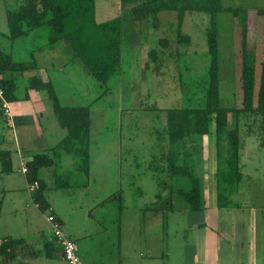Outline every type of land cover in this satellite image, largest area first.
I'll return each instance as SVG.
<instances>
[{"label":"rangeland","instance_id":"obj_1","mask_svg":"<svg viewBox=\"0 0 264 264\" xmlns=\"http://www.w3.org/2000/svg\"><path fill=\"white\" fill-rule=\"evenodd\" d=\"M13 1L0 0V50L11 54L15 62L30 64L33 59L39 62L42 56L47 57L45 61L51 57L58 69L62 66L61 62H64V71L48 70L64 105H88L99 97L98 103L90 110V178L82 175L77 161L63 152L57 158L55 154L51 155L56 160V167L44 170L42 175L49 187L55 181L49 174L55 170L63 177H68L70 184H73V187L61 190L48 188L44 194L61 217L63 230L75 242L83 263L129 264L133 260L134 264H188L189 250L183 262V256L175 254V249L170 246L175 241L176 230L186 227V219L183 218L181 226H178L172 222L173 216L170 213H165L164 218L162 214L158 215L151 210L157 205L160 208L166 207L172 201L168 192H165V199L155 204L158 187L148 165L152 162L156 143L153 132L159 128V114L162 121L164 108H172L186 99L181 92L179 74L182 73L183 87H192L196 92L207 75L209 57L205 31L209 24L208 16L204 13H191L185 17L183 31L191 36L192 43L180 48L181 59L166 56L162 60V73L156 76L152 68H145L147 54H142L141 46L139 47L141 41L137 43L139 39L136 38L140 36V27L137 24L134 30L129 11L122 8L121 0H96V19L104 22L121 17L123 27L121 74L112 78L108 84L101 85L70 61L71 48H66L63 42L49 44L48 26L11 40L8 37L6 7L13 5ZM222 4L227 8H240L248 12L247 49L261 57L259 50L262 49L264 39L262 42L257 39L260 18L257 11L264 9V0H222ZM242 15L241 13L235 18L231 12H221L217 17L221 59L220 89L222 104L225 106H239L241 103L238 63L241 41L239 20ZM158 17L161 21L159 27L154 26L153 16L144 20L146 24L143 26L142 37L146 52L160 47L158 42L163 37L170 38L169 49L174 52L177 50L173 40L176 32L172 24L176 23V12L163 11ZM133 39L137 40L136 45L133 44ZM18 82L20 94L24 96V80L20 76ZM107 88L111 89L107 91ZM49 115L40 118L38 122V128L45 132V138L39 142V146H54L66 133L59 126L53 112ZM2 135L8 138L11 136L9 140L13 143L14 150L16 145L18 147L12 129L8 128L0 112V137ZM242 138L248 139L249 145L240 152V168L247 160L250 167L248 170L254 177L253 183H258L259 178L264 179V148L259 145L258 133L247 136L243 130ZM198 140L207 145V137ZM208 148H198L192 156L194 175L200 182L204 177L203 168ZM15 154L17 155L16 151L13 158ZM15 160L13 159V166ZM221 163V171H229L227 164L223 161ZM15 166L10 174H5L2 178L0 176V239L24 238L28 243L37 245L40 235L41 240L53 237L51 224L47 221L52 212L50 209L42 211L35 206L26 188L21 187L25 175L17 172ZM3 178L5 185H1ZM219 182L221 184L222 180ZM242 183L238 182L240 185ZM172 184L174 188L184 190L191 187L190 180L186 177L174 178ZM11 186H15L16 191H8L13 189ZM239 196L238 202H242V194ZM175 199L174 206L181 208L186 205L183 197ZM134 207L137 209H133ZM180 215L179 217L183 216ZM126 219L131 222V226L127 227ZM163 220L166 221V226L170 222L169 229L168 226L164 227ZM191 237L192 232L187 230L182 238ZM162 254L165 255L164 258Z\"/></svg>","mask_w":264,"mask_h":264},{"label":"trees","instance_id":"obj_2","mask_svg":"<svg viewBox=\"0 0 264 264\" xmlns=\"http://www.w3.org/2000/svg\"><path fill=\"white\" fill-rule=\"evenodd\" d=\"M121 5L123 9L129 11L131 23L135 25L132 24L134 30L137 24L140 27L141 39L138 35L136 38L139 41L136 39L132 41L135 45L136 41L137 43L141 41L139 47L141 46L142 54H147L144 61L145 68H152L156 76L162 73V60L166 56L181 59L180 48L192 43L191 36L183 31L185 17L191 13H204L208 16L209 24L205 31L209 57L207 75L201 81L199 91L196 92L192 87H183L182 73L179 74L181 92L186 99L172 108H164L162 121L159 114V128L153 132L156 143L148 170L153 171L152 176L159 190L155 204L161 202L163 193L168 191L170 195L177 193L183 197L189 210L202 209V184L194 175L191 161L193 153L198 148L203 150L202 141L198 138L207 137V145H214L216 149L219 166L218 179L222 180L221 184L219 182V199L220 203H223L229 198V192L236 189L242 177L240 152L243 147V130L247 136L258 133L260 146L264 148V42L260 40L262 42V49L259 50L261 57L258 53L248 51V12L240 8L224 7L222 0H121ZM163 11L176 12V23L172 25L176 32L173 40L177 50L174 51L175 53L171 51L169 49L170 38L163 37L158 42L160 47L146 52L142 37L143 26L146 24L144 20L153 16L154 26L159 27L161 21L158 14ZM221 12H231L235 18L243 14L239 20L241 28L240 61L238 63L241 100L239 106L236 104L225 106L221 100V59L217 30V17ZM257 13L260 22L263 21L264 9L258 10ZM6 20L8 37L11 40L26 36L30 31L42 26H48L49 44L63 42L66 48H71L70 61L101 85L108 84L112 78L121 74L122 18L116 17L99 22L96 19V0H14L13 5L6 7ZM37 68L38 62L35 59L30 64L15 62L11 54L0 50V86L10 103L20 99L17 95L18 76L21 78L27 70ZM110 89L107 88V91ZM30 90L46 93L51 102L54 117L59 126L66 131L63 139L59 140L56 145L33 153L32 159L26 161L25 176L28 186L38 183V186L31 191L33 203L38 209L46 211L51 206L44 194L45 190L73 187L68 177L61 176L57 170L49 174L55 179L51 187L42 176L44 170L56 167L55 158L58 154L63 152L70 155L77 161L80 173L87 179L90 178V110L94 104L98 103L99 97L88 105H64L53 82L45 81L39 76H33L27 80L24 98H28ZM4 120L7 123V119L4 118ZM53 154L56 155L55 158L51 156ZM221 161L227 164L228 173L221 171ZM11 171V152L0 149V176L9 174ZM177 177L188 178L191 183L190 189H174L172 180ZM157 207L158 205L153 206L151 210L156 212ZM50 215L56 217L63 230L62 223L56 214L52 212ZM54 240L63 254L55 237ZM23 253L38 254L24 238L0 239V264H11V262L12 264H32L21 260Z\"/></svg>","mask_w":264,"mask_h":264},{"label":"crops","instance_id":"obj_3","mask_svg":"<svg viewBox=\"0 0 264 264\" xmlns=\"http://www.w3.org/2000/svg\"><path fill=\"white\" fill-rule=\"evenodd\" d=\"M258 26L256 32L257 39L263 41L264 20L260 22L259 19ZM39 56H42V54H39ZM46 59L47 57H40L37 69L24 72L21 77V79L24 80V86H26L27 80L33 76H39L45 81L51 80L48 73L49 68L64 71V62H61L62 66L58 69L55 68V63L54 61H51V57L48 58V61H45ZM17 95L20 98L19 101L12 103L13 120L15 123V128L12 130V134L17 141L15 144L17 143L18 147L16 145L14 150L13 143L9 140L11 136L8 138L2 135L0 137V149L11 152L12 169L17 165L15 166L16 171L21 172L22 158L25 160H31L33 153L48 148V146H39V142L45 138V132L38 128V122H40V118L51 114L52 105L47 98L46 93L42 91L38 92L36 90H30L29 96L26 99L24 96H21L19 86ZM61 139H63L62 136L60 140ZM247 140L243 139L242 149L249 145V140ZM35 142H37V145ZM204 147L209 148L208 151L206 150L205 158L207 160L204 162V177L201 182L203 208L191 211L187 204L181 208L174 206L176 204H174L173 200H176L175 198L179 196L177 193L171 195L167 193L172 202L168 204L167 200L166 207H157L158 211L156 212L158 215L162 214L165 218L164 214L170 213L173 216L172 222L178 226H181L183 218L186 219V227L176 230L174 234L175 241L171 243L169 242L170 246L175 249V254L180 253V256H183V262L186 259V252L189 250L188 264H264V181H262L264 179L259 178L258 183H253L254 177L248 170L250 167L246 160V163L241 164L242 177L240 181L243 183L241 185L238 184L236 189L231 190L229 192V198L223 201V203H220V185L218 179L216 149L214 146L203 145V148ZM14 151L17 152V155L15 154L13 158ZM13 159H16L14 166ZM76 164L78 163L76 162ZM12 171H14V169ZM8 177L9 176H7V178ZM1 182V185H5V178H3ZM21 187H25L31 197L26 176H24V182ZM10 188L13 189L8 191H16L17 189L15 186H11ZM174 189L179 190L181 188ZM239 194H242V202H238V197H240ZM163 199H165L164 196ZM156 200L157 195H155V202ZM50 206V211L56 214L57 218L61 221L63 228L61 217L57 214L53 205L50 204ZM133 209L137 208L134 207ZM179 215L181 217H179ZM179 219L180 223H178ZM163 221V224H165L164 227L166 228L168 226L169 229L170 222H168L166 226V221ZM125 223L127 224V227L131 226V222L127 221V219ZM187 230L192 232L191 239L182 238L184 232ZM52 234L53 232H51V236ZM39 239V243H36L37 245L31 244L32 242L30 243L33 246L34 252L36 251L38 254H34V256L32 254L23 253L21 255L22 261L32 264H66L63 254L55 242L54 237H50V240H46L44 237L43 240H41L42 236L40 235ZM178 248H180V250H177ZM164 257L165 255L162 254V258ZM129 259H131L130 256ZM12 263L13 262H11V264ZM124 264H126V262ZM129 264H134L133 260L132 262L129 261ZM184 264H186V262Z\"/></svg>","mask_w":264,"mask_h":264},{"label":"built area","instance_id":"obj_4","mask_svg":"<svg viewBox=\"0 0 264 264\" xmlns=\"http://www.w3.org/2000/svg\"><path fill=\"white\" fill-rule=\"evenodd\" d=\"M0 111L2 112L3 118L7 119V124L10 129H14V120L12 113V104L5 98V92L0 86ZM26 161L22 158L21 172L23 174L27 173ZM38 186L36 182L34 185L29 187L31 192ZM48 222L51 224V228L54 234V237L58 241L59 246L61 247L64 255L66 264H83L82 260L77 252V247L75 242L68 237L64 231L61 229L59 222L56 220V217L53 215L48 216Z\"/></svg>","mask_w":264,"mask_h":264}]
</instances>
